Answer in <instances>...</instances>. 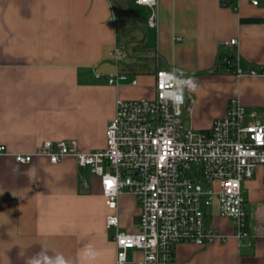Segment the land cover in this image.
<instances>
[{"label": "crops", "instance_id": "obj_1", "mask_svg": "<svg viewBox=\"0 0 264 264\" xmlns=\"http://www.w3.org/2000/svg\"><path fill=\"white\" fill-rule=\"evenodd\" d=\"M252 1L156 0L149 8L134 0H0V264H114L99 178L71 156L18 164L13 154L46 140L74 141L83 152L104 147L115 100L152 98L157 69L183 72L194 129H208L231 100L264 120L263 76L214 72L230 39L241 69L264 66V0ZM141 41L145 53L133 54ZM116 48L130 52L118 63ZM116 72L125 79L108 84ZM262 175L259 166L242 184L248 238L235 239L232 222L212 207L208 221L226 241L177 243L170 264H264ZM117 211L119 230L136 233L137 199L119 195Z\"/></svg>", "mask_w": 264, "mask_h": 264}, {"label": "built area", "instance_id": "obj_2", "mask_svg": "<svg viewBox=\"0 0 264 264\" xmlns=\"http://www.w3.org/2000/svg\"><path fill=\"white\" fill-rule=\"evenodd\" d=\"M134 3L153 8L156 0ZM147 25H156L153 11ZM235 45V39L223 42L228 48L219 55L227 64L224 70L236 76L264 77V66L246 71L239 67ZM113 57L118 63L119 48ZM182 76L179 69H157L152 98H117L102 148L83 152L74 141L46 140L32 153L13 154L18 164H28L36 157L54 164L71 156L79 168L99 178L110 210L105 227L115 229L114 264H170L177 243L203 246L216 240L225 242L227 236L208 221L207 210L212 207L232 222L235 239L249 237L242 184L259 166L264 184V120L231 100L225 114L213 119L208 129L184 127L192 100L184 90ZM123 79L125 74L116 72L107 83ZM3 152L5 148L0 146ZM121 194L133 195L140 205L136 233L119 230L117 198ZM128 251L140 252L141 258H129Z\"/></svg>", "mask_w": 264, "mask_h": 264}, {"label": "trees", "instance_id": "obj_3", "mask_svg": "<svg viewBox=\"0 0 264 264\" xmlns=\"http://www.w3.org/2000/svg\"><path fill=\"white\" fill-rule=\"evenodd\" d=\"M221 3H223L224 5L234 6V0H229V1L228 0H221ZM130 7L132 8V4H130ZM146 48H147V46H146L145 42L141 41V42L136 43L132 46L131 52L133 54L139 55V54L145 53ZM227 59L229 60V62L230 61L232 62V55L228 56ZM225 65L227 66V64L221 60V56H218L217 66H216L214 72L221 71V69L224 70Z\"/></svg>", "mask_w": 264, "mask_h": 264}, {"label": "rangeland", "instance_id": "obj_4", "mask_svg": "<svg viewBox=\"0 0 264 264\" xmlns=\"http://www.w3.org/2000/svg\"><path fill=\"white\" fill-rule=\"evenodd\" d=\"M128 53H130V52L128 51V52H126L125 54H122L121 57H125V55L128 54ZM182 81H183V80H182ZM183 125H184V127H188V126H189V122H188L187 120H184Z\"/></svg>", "mask_w": 264, "mask_h": 264}]
</instances>
